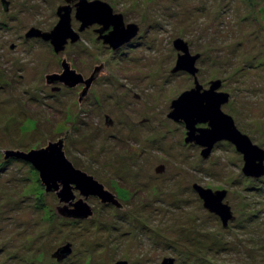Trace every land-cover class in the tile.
Segmentation results:
<instances>
[{"label":"rangeland","instance_id":"rangeland-1","mask_svg":"<svg viewBox=\"0 0 264 264\" xmlns=\"http://www.w3.org/2000/svg\"><path fill=\"white\" fill-rule=\"evenodd\" d=\"M99 1L139 27L121 48L97 40V24L78 32L72 8L79 40L54 54L25 34L50 32L65 0H4L8 11L0 4V264H264V176H246L228 141L205 156L185 142L184 123L168 118L171 102L194 88L193 76L172 73L181 40L198 56L202 90L218 82L227 94L222 112L264 151V0ZM63 58L85 78L100 68L81 103L83 86L53 91L60 84L45 83ZM61 138L67 160L120 207L89 196L91 218L56 216L57 197L14 153ZM195 185L225 192L234 218L226 227ZM65 246L67 257L52 258Z\"/></svg>","mask_w":264,"mask_h":264},{"label":"water","instance_id":"water-1","mask_svg":"<svg viewBox=\"0 0 264 264\" xmlns=\"http://www.w3.org/2000/svg\"><path fill=\"white\" fill-rule=\"evenodd\" d=\"M65 0L67 6L58 8V23L50 32L31 28L26 34L27 39L37 38L44 42H49L53 51L57 54L62 52L68 43H75L79 40V35L71 28V8L70 2ZM74 5L75 20L81 23L78 32H82L86 27L97 24L100 26L96 33L97 40H101L104 45H108L113 50L121 48L135 38L139 27L135 24L125 25L122 15L113 14L110 6L99 0L86 1L77 0ZM5 8L8 3L3 2ZM174 49L181 52L178 55L176 65L172 73L185 71L194 77V88L183 92L176 100L171 102V111L168 118L175 122H183L186 129V143H195L204 149L203 153L209 154L215 143L222 140L232 143L236 151L241 153L244 160L242 172L246 176L259 178L264 176V151L253 145L250 139L242 134L235 126L233 119L224 114L221 106L227 102V94L217 92L219 83L210 84L208 90L202 87L196 80L197 69L194 67L198 56H191L187 44L181 40L173 43ZM61 73H54L45 76L47 86L62 84L67 88L83 86L79 94V103L82 102L90 89L92 83L99 77V67H95L92 73L85 78L82 74L71 68L70 63L63 58L61 62ZM109 124L111 120L107 118ZM206 125V128H199L198 125ZM64 138L56 142H48L47 145L38 150H31L27 153L6 152L5 156H16L29 162L37 171L41 185L45 193L53 192L57 197L59 206L56 208L57 217L69 219L86 220L92 217L91 208L85 200L89 196L96 197L102 204L116 203L114 196L104 188L97 180L85 172L76 169L67 160L63 147ZM8 155V156H7ZM198 197L202 200L203 207L210 213L219 216L223 227L228 221L233 220L229 207L223 204L224 191L212 192L200 186H193ZM73 191H77L81 196L75 201ZM70 247L65 246L52 254V258L57 261L62 260L70 254ZM117 264H127L118 262ZM162 264H166L165 262ZM171 264V262L169 263Z\"/></svg>","mask_w":264,"mask_h":264},{"label":"flooded vegetation","instance_id":"flooded-vegetation-1","mask_svg":"<svg viewBox=\"0 0 264 264\" xmlns=\"http://www.w3.org/2000/svg\"><path fill=\"white\" fill-rule=\"evenodd\" d=\"M4 0H0V4H1V6L2 7H4V10L5 11H8V9H9V3H8V5H7V8H5V6H4ZM74 5H75V2H70V4H69V6H70V8H71V11H72V8H74ZM80 25H81V23H80ZM79 25V26H80ZM90 26H88V27H86L85 29H88ZM100 27V26H99ZM98 30V29H97ZM95 32H96V30H95ZM37 39V38H36ZM37 40H40L41 41V39H37ZM44 42V41H43ZM46 44H48L49 46H50V44H49V42H45ZM51 47V46H50ZM52 48V47H51ZM53 50V49H52ZM54 52V51H53ZM60 53V52H59ZM59 53H57V54H59ZM54 54H56L55 52H54ZM60 67H61V63H60ZM52 74H54V73H52ZM87 78V77H86ZM64 85H62V84H60V86L59 87H51V89H53V91L55 90V91H59L60 89H62L61 87H63ZM65 87V86H64ZM67 88V87H66Z\"/></svg>","mask_w":264,"mask_h":264}]
</instances>
